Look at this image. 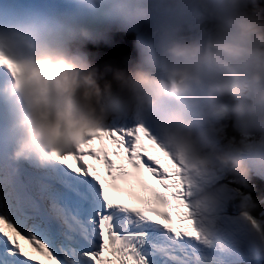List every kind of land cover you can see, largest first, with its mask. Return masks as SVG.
<instances>
[{"label":"clouds","instance_id":"9594fccd","mask_svg":"<svg viewBox=\"0 0 264 264\" xmlns=\"http://www.w3.org/2000/svg\"><path fill=\"white\" fill-rule=\"evenodd\" d=\"M72 4V15H0V68L8 77L0 83L7 158L43 168L111 124L150 123L182 170L207 239L219 243L230 203L220 177L248 189L249 160L264 167V4ZM113 24L136 32L138 60L124 67L90 63L78 45ZM230 125L235 136L227 131ZM235 207L242 216L234 220L241 235L264 243L248 220L258 203L241 195Z\"/></svg>","mask_w":264,"mask_h":264},{"label":"snow or ice","instance_id":"6c2138e0","mask_svg":"<svg viewBox=\"0 0 264 264\" xmlns=\"http://www.w3.org/2000/svg\"><path fill=\"white\" fill-rule=\"evenodd\" d=\"M226 261L264 264V243L227 217L220 242L207 239L179 164L148 125L111 124L43 168L11 162L0 143V264Z\"/></svg>","mask_w":264,"mask_h":264},{"label":"rangeland","instance_id":"374dc122","mask_svg":"<svg viewBox=\"0 0 264 264\" xmlns=\"http://www.w3.org/2000/svg\"><path fill=\"white\" fill-rule=\"evenodd\" d=\"M31 0H14V3L16 2V5H15V10L17 12H27V11H38V12H43V13H47V14H53V10L55 11L56 8H52V10H46L45 7H44V1L43 0H32L31 3H29L28 5H25L23 4V2H30ZM6 9H10L9 7H6ZM45 9V10H44ZM63 11L61 8L59 10H56L57 14H63ZM0 15H2V9L0 7ZM55 15V14H54ZM110 25H104V27H108ZM118 28H122L120 27L119 25H117ZM130 39L128 38L127 40V45L129 46L130 45ZM116 45H119V46H122L121 44H116ZM80 45H78V51L80 49ZM123 49H125L123 46H122ZM108 50H106L104 47H100V48H97L94 53H93V60H96L98 61V63H102V64H110L112 63L113 61H115L117 59L116 57V53L114 51H112L110 48L107 47ZM91 51V52H92ZM81 52V51H80ZM80 54L83 55V53L81 52ZM105 54V56H104ZM2 69V68H0ZM230 133V132H229ZM0 143L1 142V138H0ZM91 162V161H90ZM250 165H252L255 169H264V167H261V166H258L255 161H250ZM229 177L227 175H222L220 177V182H221V186L223 188V190L228 194L229 196V200H230V203L226 209V213H227V218H230L232 220H235V221H242V216H241V213L239 212V210L234 207V204H235V201L242 195L238 188H235L231 183L228 182V179ZM253 220L257 221V218L252 216L251 217ZM258 222V221H257ZM258 225L260 227V229L262 231H264V228L262 226V223L258 222ZM226 264H228V262L226 261Z\"/></svg>","mask_w":264,"mask_h":264},{"label":"trees","instance_id":"16d2710c","mask_svg":"<svg viewBox=\"0 0 264 264\" xmlns=\"http://www.w3.org/2000/svg\"><path fill=\"white\" fill-rule=\"evenodd\" d=\"M236 135V134H235ZM231 183L236 184L232 179H230ZM238 188L240 186L236 184ZM250 187L248 189H243V194L250 196L253 200H255L259 207L256 212L253 213L255 216L261 218L264 221V216H261V213H264V177L263 175L258 174L254 170L251 171L250 179H249ZM264 224V223H263Z\"/></svg>","mask_w":264,"mask_h":264},{"label":"bare ground","instance_id":"6f19581e","mask_svg":"<svg viewBox=\"0 0 264 264\" xmlns=\"http://www.w3.org/2000/svg\"><path fill=\"white\" fill-rule=\"evenodd\" d=\"M46 1H47V4H46L47 7H49V8L51 7V9L52 8H56V9H60L61 8L64 11V15H72V14L76 13V9L74 8V6L72 4V0H46ZM49 8H46V9L49 10ZM128 38H129V35L126 34V39L122 40V42H120V39L117 37V40H119V41L117 43H115V44H121L125 49L131 50L133 48V45H132L131 41H130V45L129 46L127 45ZM104 56H105V54H104ZM116 57L118 58L117 54H116ZM127 63H129V62H127ZM0 117L4 119L6 116H5V114H3ZM129 123H133V122H129ZM148 126L149 127L151 126L150 123H148ZM21 243L23 245V241H21ZM24 247H25L26 251H29V248H28L27 245H24Z\"/></svg>","mask_w":264,"mask_h":264},{"label":"water","instance_id":"95a60500","mask_svg":"<svg viewBox=\"0 0 264 264\" xmlns=\"http://www.w3.org/2000/svg\"><path fill=\"white\" fill-rule=\"evenodd\" d=\"M2 1L3 0H0V4H2ZM260 2L261 4H264V0H260ZM109 48L118 55V58L112 63H110L111 65L116 66V67H124L128 64L127 62L135 61L133 52H129L128 49H123L122 46H119L116 44L110 46Z\"/></svg>","mask_w":264,"mask_h":264}]
</instances>
